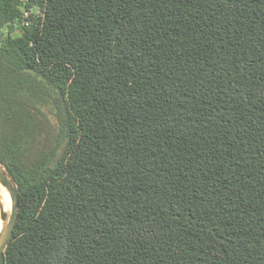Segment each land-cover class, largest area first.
I'll return each instance as SVG.
<instances>
[{"label":"trees","instance_id":"obj_1","mask_svg":"<svg viewBox=\"0 0 264 264\" xmlns=\"http://www.w3.org/2000/svg\"><path fill=\"white\" fill-rule=\"evenodd\" d=\"M0 161V264H264V0H0Z\"/></svg>","mask_w":264,"mask_h":264},{"label":"water","instance_id":"obj_2","mask_svg":"<svg viewBox=\"0 0 264 264\" xmlns=\"http://www.w3.org/2000/svg\"><path fill=\"white\" fill-rule=\"evenodd\" d=\"M1 187H4L7 190L10 196L11 204L8 210L5 209L0 192V254L6 248L12 237L19 209V193L17 184L14 177L7 171L0 161V188Z\"/></svg>","mask_w":264,"mask_h":264},{"label":"bare ground","instance_id":"obj_3","mask_svg":"<svg viewBox=\"0 0 264 264\" xmlns=\"http://www.w3.org/2000/svg\"><path fill=\"white\" fill-rule=\"evenodd\" d=\"M2 203L5 204V209L10 208L11 200L7 190L4 187L0 188ZM1 228V225H0Z\"/></svg>","mask_w":264,"mask_h":264},{"label":"rangeland","instance_id":"obj_4","mask_svg":"<svg viewBox=\"0 0 264 264\" xmlns=\"http://www.w3.org/2000/svg\"><path fill=\"white\" fill-rule=\"evenodd\" d=\"M45 110H47V107L45 108ZM48 114L50 115V117L53 119V116H52V114H51V112L50 111H48ZM4 207H5V204H4ZM0 225H1V220H0Z\"/></svg>","mask_w":264,"mask_h":264}]
</instances>
